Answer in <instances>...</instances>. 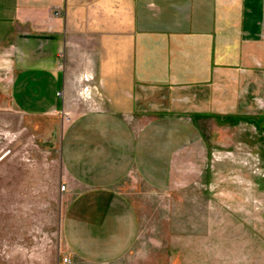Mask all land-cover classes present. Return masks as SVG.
I'll return each mask as SVG.
<instances>
[{
  "label": "rangeland",
  "instance_id": "obj_1",
  "mask_svg": "<svg viewBox=\"0 0 264 264\" xmlns=\"http://www.w3.org/2000/svg\"><path fill=\"white\" fill-rule=\"evenodd\" d=\"M138 2L155 13L151 0ZM218 8L217 33L184 36V82L144 83L148 61L154 76L161 66V36L122 29L118 37L105 22L104 36L72 38L71 58L62 51L57 109L24 114L2 103L0 264L63 263L65 130L111 109L138 133L152 127L153 186L137 178L120 187L138 223L122 264H264V0ZM20 56L0 45L4 91Z\"/></svg>",
  "mask_w": 264,
  "mask_h": 264
},
{
  "label": "crops",
  "instance_id": "obj_2",
  "mask_svg": "<svg viewBox=\"0 0 264 264\" xmlns=\"http://www.w3.org/2000/svg\"><path fill=\"white\" fill-rule=\"evenodd\" d=\"M151 3L157 8L155 13L149 4L142 9L138 0H0V45L11 44L21 55L6 90L0 86V106L8 101L24 114L57 109L63 87L58 64L62 51L71 58L72 38L104 36L105 22H111L114 36H121L122 29L161 36L162 63L160 68L155 66L158 77L151 59L144 83L164 84L165 75L184 82L179 80L184 68V36L203 39L217 33L221 0ZM221 32L226 35L228 31ZM144 49L145 54H153L152 48ZM120 51V46L113 49V60ZM100 59L105 61L104 54ZM111 110L89 112L65 130L62 175L68 201L62 235L68 264H122L130 255L138 223L135 207L120 187L137 178L153 186L152 143L147 140L152 127L145 125L138 133ZM90 134H96L93 146H87ZM172 146L179 148L177 142Z\"/></svg>",
  "mask_w": 264,
  "mask_h": 264
},
{
  "label": "built area",
  "instance_id": "obj_3",
  "mask_svg": "<svg viewBox=\"0 0 264 264\" xmlns=\"http://www.w3.org/2000/svg\"><path fill=\"white\" fill-rule=\"evenodd\" d=\"M62 188H64V187H62ZM62 262H63L64 264H68V263H70V260H69L68 258L64 257V258L62 259Z\"/></svg>",
  "mask_w": 264,
  "mask_h": 264
},
{
  "label": "bare ground",
  "instance_id": "obj_4",
  "mask_svg": "<svg viewBox=\"0 0 264 264\" xmlns=\"http://www.w3.org/2000/svg\"><path fill=\"white\" fill-rule=\"evenodd\" d=\"M4 154H5V153H4ZM4 154H3V155H4ZM3 155L0 156V159H1V157H2Z\"/></svg>",
  "mask_w": 264,
  "mask_h": 264
}]
</instances>
